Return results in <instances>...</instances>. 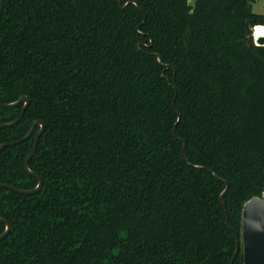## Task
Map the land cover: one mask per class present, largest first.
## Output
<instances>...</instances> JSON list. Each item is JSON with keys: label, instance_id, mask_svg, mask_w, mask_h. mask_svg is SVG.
<instances>
[{"label": "trees", "instance_id": "1", "mask_svg": "<svg viewBox=\"0 0 264 264\" xmlns=\"http://www.w3.org/2000/svg\"><path fill=\"white\" fill-rule=\"evenodd\" d=\"M255 1L3 0L0 101L30 104L0 145L46 128L30 160L41 190L0 189V264H231L226 184L197 166L229 182L241 233L264 191ZM22 107L0 106V124ZM39 130L0 151V183L38 185L25 160Z\"/></svg>", "mask_w": 264, "mask_h": 264}, {"label": "water", "instance_id": "2", "mask_svg": "<svg viewBox=\"0 0 264 264\" xmlns=\"http://www.w3.org/2000/svg\"><path fill=\"white\" fill-rule=\"evenodd\" d=\"M119 2L122 5V8H126L130 3V2H128L125 5H123L122 0H119ZM132 3L139 6V4L136 1H132ZM2 12H3V0H0V19L2 16ZM258 44L259 45L264 44V37L259 38ZM151 45H150V47H151ZM137 48L139 50L143 51L140 47V44L137 45ZM151 54L157 56L160 64L165 65L167 68H169L168 64H164L162 62V59L158 53H151ZM20 104H23L20 115L15 120H13L12 122L0 124V128L11 127V126L18 124L21 121L22 117L24 116L27 108L29 107L30 98H29V96L24 95L23 97H21L19 100L15 101V102L3 103L0 101V106L6 107V108L16 107ZM173 106L175 109V102L173 103ZM177 114H178V121L176 122L174 129H173V135L175 137H177V126L181 120V114L179 112H177ZM38 126H40V130L35 135L33 148L25 160L26 170L30 174L37 177V179L39 181L38 185L34 189L25 190V189L18 188L16 186L8 184V183H0V189L1 188H9L13 191H16V192H19L22 194H26V195L35 194L41 190V188L43 186L42 177L30 168V160L34 156V154L37 150V146H38L40 137L42 136V134L44 133L45 128H46V124L43 120L35 121L31 130L29 131V133L27 135H25L23 138L16 140V141L4 142L3 144H1L0 145V151L7 146L18 144V143L30 138L34 133V130ZM183 142H184V146H183V150H182V155L185 158V160L188 163H190L189 160L187 159L186 155H185L186 142L184 140H183ZM197 167L207 168V169L211 170L212 173L217 178H219L221 181H223L226 184L225 189L221 193L220 201L223 204L225 212H226V221H227L229 227L234 231L235 237H236V246H235L234 254H233L232 259H231V264H234V261H235L236 257L238 256V254L240 253L241 250L243 253V264H264V197L254 196L244 204L243 211H242V220H243L242 231H241V233H239L230 223L229 214H228L226 204L224 203V199H223L225 194L228 192V190L230 188L229 182L227 180L221 178L215 171H213L209 167H205V166H197ZM0 221L6 224V230L2 234H0V241H1L5 237L8 236V234L11 230V223L7 219H5L1 216H0Z\"/></svg>", "mask_w": 264, "mask_h": 264}, {"label": "built area", "instance_id": "3", "mask_svg": "<svg viewBox=\"0 0 264 264\" xmlns=\"http://www.w3.org/2000/svg\"><path fill=\"white\" fill-rule=\"evenodd\" d=\"M256 1H257V0H256ZM261 1L264 2V0H261ZM259 27L262 28V30L264 31V26H263V25H257V26H255V27L253 28L252 37H253V41H254L255 45H259V44H258V40H259V38L264 37V34H263V36H259V35L257 34V33H258L257 29H258ZM262 45H264V44H262ZM259 46H260V45H259ZM261 196L264 197V191H263V193H262Z\"/></svg>", "mask_w": 264, "mask_h": 264}, {"label": "rangeland", "instance_id": "4", "mask_svg": "<svg viewBox=\"0 0 264 264\" xmlns=\"http://www.w3.org/2000/svg\"><path fill=\"white\" fill-rule=\"evenodd\" d=\"M252 8L255 13H264V2L261 0H257L253 3Z\"/></svg>", "mask_w": 264, "mask_h": 264}, {"label": "bare ground", "instance_id": "5", "mask_svg": "<svg viewBox=\"0 0 264 264\" xmlns=\"http://www.w3.org/2000/svg\"><path fill=\"white\" fill-rule=\"evenodd\" d=\"M257 31H258L257 34H258L259 36H263L264 31L262 30V28L259 27V28L257 29Z\"/></svg>", "mask_w": 264, "mask_h": 264}]
</instances>
